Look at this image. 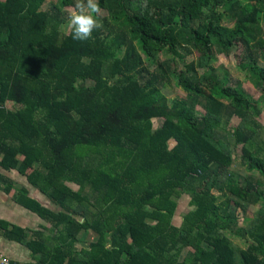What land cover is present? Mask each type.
Returning <instances> with one entry per match:
<instances>
[{"label":"trees","instance_id":"16d2710c","mask_svg":"<svg viewBox=\"0 0 264 264\" xmlns=\"http://www.w3.org/2000/svg\"><path fill=\"white\" fill-rule=\"evenodd\" d=\"M47 2L0 0V167L61 208L0 172L49 223L28 242L39 264H264V0H99L108 15L83 41L64 30L74 0ZM217 51L259 98L214 66ZM171 82L183 100L166 97ZM83 230L99 238L79 250Z\"/></svg>","mask_w":264,"mask_h":264},{"label":"crops","instance_id":"0c3cea01","mask_svg":"<svg viewBox=\"0 0 264 264\" xmlns=\"http://www.w3.org/2000/svg\"><path fill=\"white\" fill-rule=\"evenodd\" d=\"M11 172H13V174L10 178H12L17 186L27 188L31 198L36 199L44 207L60 210L44 194L33 187L27 181L26 177H22L17 171ZM15 193V190H13L11 193L7 194L0 186V220L9 223L10 228L18 226L25 229L27 234L22 240H17L7 237L5 235V230L0 228V258L5 257L18 264H39V255L33 252L28 242L33 238L39 239L33 235V231L44 230L43 225H46L47 222L39 213L16 202L14 200L15 198H13L15 197ZM48 224L49 223H47V225ZM79 238L80 240L77 243V247L81 250L90 247V244L99 237L97 233L92 230H83Z\"/></svg>","mask_w":264,"mask_h":264},{"label":"rangeland","instance_id":"374dc122","mask_svg":"<svg viewBox=\"0 0 264 264\" xmlns=\"http://www.w3.org/2000/svg\"><path fill=\"white\" fill-rule=\"evenodd\" d=\"M57 2V0H48V2ZM48 2L45 5V9L48 7ZM68 12L70 13L72 11V7H67ZM107 12L103 10L102 15L99 17V19L104 18L107 16ZM66 33H69L71 28L69 27V24L64 28ZM204 53V50L202 47H198L195 51L194 54L186 59V62H191L194 59H197L199 56H201ZM215 67H218L221 71V73L228 72L229 78L236 84H238L241 88H243L245 91H247L249 94H251L254 98H259L261 93L259 90H257L251 83L250 81L245 77L244 72L240 69L238 66V62L234 58V54L230 56H226L224 54H221L219 51L216 52L214 60L212 61ZM164 94L166 97L169 99V101H181L184 99L185 94L176 86L175 82H171L165 89H164ZM8 107L11 109H15L16 106L13 105L12 103H8ZM262 108H264V105H261ZM198 112L202 113L201 109H198ZM199 113V114H200ZM259 122L264 125V113L262 116L259 118ZM241 123L240 119L238 118H233L231 122V128H235ZM162 124L161 120H156L154 121V127L159 128ZM233 164H232V171L235 174V180L237 179V176L240 175L242 177V174H244V167L241 164L240 160V154H241V146L239 145L238 147H235L233 150ZM11 176L13 172H10ZM21 177V176H20ZM23 177V176H22ZM21 177V178H22ZM25 179V178H23ZM22 179V180H23ZM73 188L78 189L77 186L72 185ZM189 198L184 196L178 201V207L176 209L175 217L173 219V222L175 225H179L183 214L187 213L191 207H189ZM256 208L252 207L250 211L248 212V216H251L252 213L254 212ZM231 241L233 245L236 248H242L243 243L240 240L238 235H234L231 237Z\"/></svg>","mask_w":264,"mask_h":264},{"label":"clouds","instance_id":"9594fccd","mask_svg":"<svg viewBox=\"0 0 264 264\" xmlns=\"http://www.w3.org/2000/svg\"><path fill=\"white\" fill-rule=\"evenodd\" d=\"M99 0H74L69 14V27L74 40L91 38L94 30L102 27L99 17L102 15Z\"/></svg>","mask_w":264,"mask_h":264},{"label":"built area","instance_id":"2783aa9c","mask_svg":"<svg viewBox=\"0 0 264 264\" xmlns=\"http://www.w3.org/2000/svg\"><path fill=\"white\" fill-rule=\"evenodd\" d=\"M0 264H18L14 262L13 260H10L8 258L2 257L0 258Z\"/></svg>","mask_w":264,"mask_h":264},{"label":"water","instance_id":"95a60500","mask_svg":"<svg viewBox=\"0 0 264 264\" xmlns=\"http://www.w3.org/2000/svg\"><path fill=\"white\" fill-rule=\"evenodd\" d=\"M0 172L8 177H11V173L9 171L4 170L3 168L0 167ZM58 209H61L58 207Z\"/></svg>","mask_w":264,"mask_h":264}]
</instances>
